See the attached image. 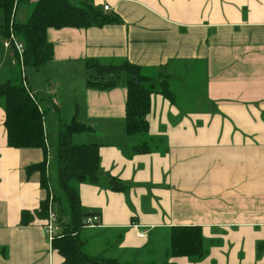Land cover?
Wrapping results in <instances>:
<instances>
[{
  "label": "crops",
  "instance_id": "obj_1",
  "mask_svg": "<svg viewBox=\"0 0 264 264\" xmlns=\"http://www.w3.org/2000/svg\"><path fill=\"white\" fill-rule=\"evenodd\" d=\"M37 1L19 0L14 23L25 24ZM70 1L114 20L46 33L50 102L57 110L71 105L70 122L88 127L72 143L77 137L76 145L99 149L101 185L77 187L83 211L99 218L79 232L83 253L126 264H264V0ZM8 53L0 47V85L21 66L18 58V67L6 66ZM88 61L125 62L156 85L167 81L172 99L151 95L148 130L133 137L136 144L126 133L125 85L89 87ZM3 122L0 103V264H64L43 231L46 218L20 224L21 213L46 197L40 175L27 171L44 154L7 147ZM44 141L47 166L57 145L46 133ZM144 142L151 153L133 154ZM109 176L127 193L109 191ZM46 177L54 191L55 170ZM178 226L200 227L202 259L168 255Z\"/></svg>",
  "mask_w": 264,
  "mask_h": 264
},
{
  "label": "trees",
  "instance_id": "obj_2",
  "mask_svg": "<svg viewBox=\"0 0 264 264\" xmlns=\"http://www.w3.org/2000/svg\"><path fill=\"white\" fill-rule=\"evenodd\" d=\"M19 0H0V47L3 40L12 30L23 44V70L31 68L40 70L53 58V45L48 43V29L62 28L87 29L102 27L114 20L107 19L102 12L96 10L87 2L74 3L70 0H38L25 24L13 21L15 7ZM87 69L93 76L89 87L108 90L123 82L126 88L125 122L128 137L144 135L148 130L147 115L151 108V95L161 94L172 99L168 91L167 81L152 83L142 77L134 65H102L98 61H88ZM21 66L17 68V77L0 85V103L4 109L3 126L6 132L7 147L12 149H40L44 161L27 169L28 173L37 172L40 175V186L46 197L33 213L23 211L20 224L27 226L34 219H45L48 215L50 201L49 189L52 192V203L58 205L63 198L68 206L69 221L64 223L59 216L62 231L61 237L52 242V249L63 258L64 264H126L115 260L102 261L83 253V241L79 238L82 220L92 216L86 214L80 204L77 187L79 184L100 186V158L97 145H76L71 137L76 133L88 130L73 119L70 124H61L57 137V151L49 160L48 169L45 166L46 145L43 126L44 113L39 111V105L23 85ZM98 78V81H97ZM95 80V81H94ZM160 145H155V148ZM154 145L144 142L132 148L133 154H149ZM55 170L54 191L49 185L46 174ZM46 172V174H45ZM49 175V174H48ZM48 186L49 189H48ZM104 186L111 192L127 193L128 187L118 179L109 176ZM52 204V205H53ZM53 205V206H54ZM98 225V222L96 226ZM168 255L172 258L186 257L200 260L205 255V248L198 226L173 227L169 234Z\"/></svg>",
  "mask_w": 264,
  "mask_h": 264
},
{
  "label": "rangeland",
  "instance_id": "obj_3",
  "mask_svg": "<svg viewBox=\"0 0 264 264\" xmlns=\"http://www.w3.org/2000/svg\"><path fill=\"white\" fill-rule=\"evenodd\" d=\"M1 21H2V16L0 13V23ZM3 58H4V62L6 66L15 67V68L18 67V59L15 55H12V56H10V54L9 56L3 55ZM15 73L16 72L13 71L12 76ZM23 75L26 77L28 88L37 97V100L39 101V105H41L44 111L45 133L47 134L48 139L51 142V145L52 144L53 146L57 145V137H58V132L60 130L61 124H66V125L70 124L71 117L69 115V110H71V105L69 106L68 111H67V105L65 103L62 104L61 110L60 109L57 110L53 107V104L50 102L51 100H53V96L50 93L51 85L47 81V76L44 72V68H41L38 71H35L31 68H26L24 69ZM89 80H93V76L90 73H89ZM97 81H98V78H97ZM198 107H199V104H197L196 112L201 111V109H199ZM128 139H131V144L132 143L136 144L135 140H133V137H129ZM73 140L75 144H79V143H76V142H79L77 137L73 138ZM53 211L56 213V215H59L61 217L64 223H67L69 221L68 206L66 205L65 202H62V208L59 205H56L53 208ZM88 228H91V227H88Z\"/></svg>",
  "mask_w": 264,
  "mask_h": 264
},
{
  "label": "built area",
  "instance_id": "obj_4",
  "mask_svg": "<svg viewBox=\"0 0 264 264\" xmlns=\"http://www.w3.org/2000/svg\"><path fill=\"white\" fill-rule=\"evenodd\" d=\"M104 10L105 11L108 10L107 5L104 6ZM10 27L11 28H9V36L2 42L1 47L3 50L10 51L13 55H15L20 60L21 66H23V44L17 39V37L13 33L12 23L10 24ZM21 69H22L21 71H22V76H23V72H24L23 67H21ZM46 149H47V154H49V151H48L49 147H46ZM49 160L50 159H48L47 166H46L47 169L50 165ZM49 187L50 186H48V189ZM49 193H50L49 195L50 207L48 210L46 221L43 225V231L46 235L48 243L52 244V242L55 239L61 237L62 227L60 226L61 223L59 222V216L56 215V213L53 211V205H52L53 197H52V192L50 191V189H49ZM98 219L99 218L97 215L89 216L82 220V227L84 228L96 227ZM144 236H145L144 232L139 233V237L143 238Z\"/></svg>",
  "mask_w": 264,
  "mask_h": 264
}]
</instances>
